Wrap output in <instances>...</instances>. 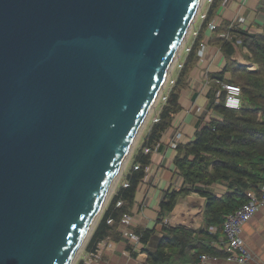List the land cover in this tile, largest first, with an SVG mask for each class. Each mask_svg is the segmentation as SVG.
Listing matches in <instances>:
<instances>
[{
	"label": "water",
	"instance_id": "1",
	"mask_svg": "<svg viewBox=\"0 0 264 264\" xmlns=\"http://www.w3.org/2000/svg\"><path fill=\"white\" fill-rule=\"evenodd\" d=\"M203 0H0V264H73Z\"/></svg>",
	"mask_w": 264,
	"mask_h": 264
},
{
	"label": "trees",
	"instance_id": "2",
	"mask_svg": "<svg viewBox=\"0 0 264 264\" xmlns=\"http://www.w3.org/2000/svg\"><path fill=\"white\" fill-rule=\"evenodd\" d=\"M221 1L212 0L209 3L201 30L212 19ZM222 25V30L230 35V41L222 37L216 38V42L227 57V63L220 73L208 75L219 82V95L209 100L208 108L218 113L220 119H212L203 124L195 131L192 141L176 146L173 162L182 177V185L178 190L165 191L160 202V219L157 220L161 223V217L173 208L178 196L196 193L204 198L202 230L199 236L191 239L189 228L181 225L171 227L161 223L162 235L158 238L155 249L146 250L149 264H175L177 257L190 264H198L202 254L225 256L223 252L210 246L213 237L207 232L209 226L215 225L220 232L224 217L248 200L249 191L259 193L260 186L264 183V25L261 33H248L228 23ZM236 39L247 48L250 54L247 59L257 66L255 70H249L245 65L230 59V55L234 53L232 41ZM200 40L201 31L192 40L157 121L144 136L142 145L133 158L125 175L126 185L121 184L118 187L100 214L86 241L87 250H94L100 240L121 238V218L130 213L137 185L150 163L151 151L170 125L173 114L180 108L179 93L198 59ZM225 72L229 73V78H224ZM222 83L233 84L239 88V109L225 107ZM145 149H149V152L145 153ZM215 184L224 185L225 192L217 195L212 187ZM118 201H121L119 206ZM107 220L112 223L109 224ZM154 230L136 229L133 233L144 244ZM178 243V253L172 259V253L165 250Z\"/></svg>",
	"mask_w": 264,
	"mask_h": 264
},
{
	"label": "crops",
	"instance_id": "3",
	"mask_svg": "<svg viewBox=\"0 0 264 264\" xmlns=\"http://www.w3.org/2000/svg\"><path fill=\"white\" fill-rule=\"evenodd\" d=\"M209 4L204 10L206 15ZM203 19L196 25V30L201 31L200 43H203L201 54L194 66L189 71L185 86L180 90L178 97L179 110L174 113L170 125L161 134L150 154V163L145 168L142 180L138 183L133 203L128 214L126 224L128 230L155 229L148 236L147 242L140 240H128L121 236L118 240L108 239V246L101 253L98 264H149L147 252L155 249L158 238L162 235L161 223L166 226H185L191 230V239L195 238L202 230V211L204 198L196 193L180 195L177 197L173 208L160 219V202L168 189L178 190L182 185V177L174 165L176 146L186 144L194 139L195 131L212 119H220L215 111L208 108V102L215 99L219 91V82L208 77L209 74L220 73L226 63L227 57L217 44L216 38L224 37L230 41V35L222 30L223 23L235 25L248 33H261L264 25V0H222L216 13L209 21L216 23L217 30H208L207 26L201 30ZM208 22V23H209ZM208 25V24H207ZM234 53L230 59L245 65L249 70H255L257 66L247 59L250 55L247 48L239 39L232 41ZM199 52L197 53V55ZM186 56V55H185ZM224 78H229V73H224ZM176 144L173 147V144ZM214 192L221 195L226 188L222 184H216ZM177 204L183 205L186 212L194 211L190 219L185 221L174 220V210ZM185 216L184 212H181ZM120 225V224H119ZM216 227L215 225H211ZM123 229V227H121ZM217 228V227H216ZM120 233V232H119ZM219 235V230L217 228ZM121 234V233H120ZM241 239L251 254V259L244 264H264V206L260 208L241 228ZM179 250V243L173 244L165 250L172 253L175 259ZM175 264H190L179 257ZM205 264H236L218 256L216 260H208Z\"/></svg>",
	"mask_w": 264,
	"mask_h": 264
},
{
	"label": "built area",
	"instance_id": "4",
	"mask_svg": "<svg viewBox=\"0 0 264 264\" xmlns=\"http://www.w3.org/2000/svg\"><path fill=\"white\" fill-rule=\"evenodd\" d=\"M211 0H209V3ZM205 15L202 16V19ZM216 27V23L211 21L208 23V30H212ZM196 36V31L194 32ZM203 48V43L200 44ZM201 50V49H200ZM200 50L198 51L200 54ZM222 89L225 90L224 105L230 109H239L240 107V90L236 85L222 83ZM219 91L217 92V96ZM220 118V116H215ZM176 144H173L175 147ZM145 153L149 152V149L144 150ZM264 166V164H263ZM137 168V166H135ZM124 185H126L124 183ZM117 205H121V201L117 202ZM264 206V183L260 186L259 193L254 191L248 192V200L242 203L233 212L227 214L224 217V221L221 227V231L217 233V228L214 226H209L207 232L213 238L210 240V246L214 247L218 251L225 254V259L233 261L236 264H244L251 259V254L245 247L240 233L241 228L245 222H247L260 208ZM129 216L123 215L119 225L120 233L123 237L128 240H139V236L135 235L132 231L128 230L125 226L128 223ZM110 224L111 220H107ZM123 227V229L121 228ZM108 238L100 240L94 250H85L84 257H82L78 264H98V258L102 251L107 248ZM218 257L216 255L202 254L199 258L198 264H205L208 260H216Z\"/></svg>",
	"mask_w": 264,
	"mask_h": 264
},
{
	"label": "rangeland",
	"instance_id": "5",
	"mask_svg": "<svg viewBox=\"0 0 264 264\" xmlns=\"http://www.w3.org/2000/svg\"><path fill=\"white\" fill-rule=\"evenodd\" d=\"M208 4H209V0H203L202 1L201 6H200V8L198 10V13H197V15H196V17H195V19H194L189 31H188V34L186 35V37L184 39V42L182 43V46H181V48H180V50H179V52H178V54H177V56L175 58V61L172 64V66L170 68V71L167 74V77H166V80L164 82V85H163L161 91L159 92L158 96L156 97V100H155L154 104L152 105V107H151V109H150V111H149V113H148V115L146 117V120H145L140 132L138 133V135H137V137H136V139H135V141H134L129 153H128V156L126 157V160H125V162H124V164L122 166V169H121L118 177L116 178V181H115V183H114V185L112 187V190H111V192H110V194H109V196H108V198H107V200L105 202L103 210L106 207V205H107L108 201L110 200V198L112 197V195L117 191L118 187L121 184L125 183V181H124L125 180V175H126L128 169L130 168L132 162H133V158H134L135 154L137 153V151L139 150V148L142 145L144 136L146 135V133L148 132V130L150 129L152 124L155 121H157V118L159 116L161 108L163 107L164 103L167 100L168 93H169L171 87L175 84L177 75L179 73L178 71L182 67V64H183L184 59H185V55L187 54V52L189 51L190 46L192 45V40L195 38L194 32L196 31V34L199 33V31L196 30L195 27H196L198 21L200 19H202V16L204 15V10H205V8H206V6ZM199 48H200V46H199ZM200 54H201V52H200ZM200 54H198V58H199ZM216 186H217L216 184L212 186L213 190H214V188ZM181 212H184L185 216L183 214H181ZM190 212L194 214V211L186 212L184 210V208H183V205L177 204V207L174 210V213L177 216H175L174 220L176 221V219H177V221H185L187 219H190L192 217V215H193V214H190ZM86 244H87V242L81 248V250H80V252H79V254L77 256V259L74 261L73 264H78L80 259L82 257H84L85 250H86ZM100 259H101V255L99 256L98 260L100 261Z\"/></svg>",
	"mask_w": 264,
	"mask_h": 264
}]
</instances>
